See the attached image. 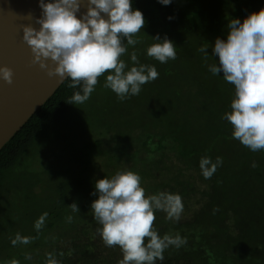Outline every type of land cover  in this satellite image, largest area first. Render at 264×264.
Instances as JSON below:
<instances>
[{
  "label": "trees",
  "instance_id": "obj_1",
  "mask_svg": "<svg viewBox=\"0 0 264 264\" xmlns=\"http://www.w3.org/2000/svg\"><path fill=\"white\" fill-rule=\"evenodd\" d=\"M132 6L145 24L134 37L138 44L123 41L121 58L131 65L135 52L140 63L156 67L158 78L121 101L99 77L86 103L100 97L107 119L91 123L98 134L91 139L73 130L77 140L66 127L89 120L77 119L80 104L67 103L79 89L65 79L0 149V264H118L121 251L103 243L90 204L95 180L124 169L140 175L146 195L165 190L182 198L178 222L156 212L153 226L187 243L167 249L157 264H264V150L252 152L232 137L221 117L230 110L233 85L208 71L216 62L210 45L223 38L228 20H242L264 0H132ZM157 34L173 42L175 60L146 55ZM201 47H209L207 59ZM61 139L60 158L38 164ZM203 156L223 161L210 179L198 166ZM72 203L79 212L71 211ZM17 235L29 243L13 244Z\"/></svg>",
  "mask_w": 264,
  "mask_h": 264
},
{
  "label": "clouds",
  "instance_id": "obj_2",
  "mask_svg": "<svg viewBox=\"0 0 264 264\" xmlns=\"http://www.w3.org/2000/svg\"><path fill=\"white\" fill-rule=\"evenodd\" d=\"M158 3L169 5L172 0ZM38 6L39 16H26L33 23L21 25L22 39L30 47L33 63L49 76L70 80L69 88L79 89L67 103L88 101L102 75L103 87L121 101L138 95L144 84L158 78L156 67L140 63L135 52L129 57L131 65L121 58L127 52L123 41L126 39L129 46L138 44L134 37L145 24L132 0H38ZM152 39L145 49L148 57L160 63L176 59L175 45L166 35L157 34ZM208 48L199 49L205 59L210 55ZM210 48L216 62L208 71L213 76L222 75L234 89L230 110L221 118L230 123L231 135L240 144L252 152L264 150V7L242 20H228L223 38L216 37ZM0 79L11 84L12 69L0 66ZM222 163L221 157L213 161L203 156L198 166L201 175L210 179ZM94 189L96 198L90 208L99 225L96 231L106 247H119L122 259L118 264H157L164 260L167 249L187 243L179 233L160 235L153 226L156 212H163L173 223L180 220L184 206L179 194L158 190L146 195L140 175L127 169L96 179ZM70 206L72 212H79L76 203ZM46 216L42 214L35 222L37 230ZM17 241L29 243L27 237L19 235L12 243Z\"/></svg>",
  "mask_w": 264,
  "mask_h": 264
},
{
  "label": "water",
  "instance_id": "obj_3",
  "mask_svg": "<svg viewBox=\"0 0 264 264\" xmlns=\"http://www.w3.org/2000/svg\"><path fill=\"white\" fill-rule=\"evenodd\" d=\"M40 11L38 0H0V66L13 72L11 84L0 79V149L65 81L33 63L22 39L21 25L33 23L26 16Z\"/></svg>",
  "mask_w": 264,
  "mask_h": 264
},
{
  "label": "rangeland",
  "instance_id": "obj_4",
  "mask_svg": "<svg viewBox=\"0 0 264 264\" xmlns=\"http://www.w3.org/2000/svg\"><path fill=\"white\" fill-rule=\"evenodd\" d=\"M102 94V93H100ZM104 97L107 96V94H103ZM98 100H99V103H95V102H92V103H83V104H80L81 108H82V113L81 115L77 118L79 120H82L83 118H86L88 117V122H84L82 125H80L78 128L77 127H66V129L68 130V132H71V135L73 136V138L75 140H77L78 138H76V135H73L72 131L73 130H78V131H81L83 133L86 134V136L88 138H93V136L95 135H98L92 128L91 126V123H95V125H97L98 123H101V122H105L106 119H107V115L106 113L103 111L102 109V106L104 104V101H102L100 99V97H97ZM103 102V103H102ZM63 140L61 139L59 141L58 144H56L53 148H47L46 152H47V155L44 156V159L43 158H40V163L38 164H41L44 163L47 164L46 162L49 161L51 159V157L55 156L56 158H60L58 157V154H57V148L60 147V145L62 144ZM78 144H80V141L77 142ZM75 149V148H73ZM54 157V158H55ZM16 205H18L16 203ZM13 214L16 213V210L14 208V210L12 211Z\"/></svg>",
  "mask_w": 264,
  "mask_h": 264
}]
</instances>
